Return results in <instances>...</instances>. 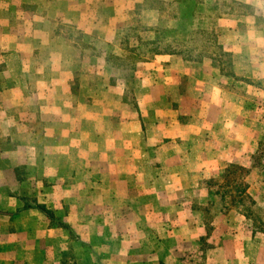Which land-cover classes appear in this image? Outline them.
Here are the masks:
<instances>
[{
    "label": "crops",
    "instance_id": "0c3cea01",
    "mask_svg": "<svg viewBox=\"0 0 264 264\" xmlns=\"http://www.w3.org/2000/svg\"><path fill=\"white\" fill-rule=\"evenodd\" d=\"M98 1L44 4L51 17L59 11L78 26ZM242 1L263 17L258 2L264 0ZM22 4L0 0V42L13 48L5 54L12 66L3 68L13 76L0 81V264H181L184 248L206 259L207 247L216 251L215 264H264V232L239 206L214 213L206 235L203 213L160 204L167 198L164 186L223 176L228 167L249 171L247 193L258 182L253 156L264 140L263 42L245 43L260 47L256 59L250 50L239 62L250 82L158 57L142 64L141 84L128 99L125 83H91L97 65L79 74L72 88L55 36L46 39L49 49L39 45L34 6L23 22L28 28L19 29L22 20L13 27L10 10ZM254 25L250 36L262 37L255 19ZM25 187L36 190L25 193Z\"/></svg>",
    "mask_w": 264,
    "mask_h": 264
},
{
    "label": "rangeland",
    "instance_id": "374dc122",
    "mask_svg": "<svg viewBox=\"0 0 264 264\" xmlns=\"http://www.w3.org/2000/svg\"><path fill=\"white\" fill-rule=\"evenodd\" d=\"M24 1L26 4L13 7L10 10L11 16L15 18L13 27L17 28L18 22L22 20L19 29L23 31L28 28L23 22L31 20L32 9L30 7L34 6L33 12H37L41 23L37 26L41 40L39 45L43 50H46L47 47L49 49L46 39L50 37V34L55 36L56 51L64 53L66 61H68V64L64 66L71 72L72 88H75L80 82L79 74H82L86 68L88 70L97 65L100 68H97V71L92 68L91 83L93 81L102 83L101 80L106 83L110 80L111 82L116 81L121 85L125 83L128 99L134 98V93L141 84L138 72H140L142 64L156 62L158 57L164 59L170 57L168 59L214 67L218 69L219 74L226 77L219 70L220 59H222L224 71L232 72L236 82L240 80L250 82L245 72L240 70L242 65L239 62L247 60L244 53L250 50L256 59L258 50L261 46L264 47V8H258L259 13L263 16L258 25L261 28L262 37L254 38L250 36V34H254L252 30L256 29L254 18L252 16L240 17L235 14L239 11L251 12L249 7L237 5V3L253 5L242 0H99L94 7L96 9H88L86 11L87 19L78 26L63 21V15L59 11H56L55 15L51 17L46 10V4H44L46 0ZM258 4L264 7V1H259ZM236 22L238 23L237 27H235ZM226 27H230L229 30H232V33L226 30ZM10 30L11 26L8 25L3 28V32L6 31L7 35ZM240 32L245 34L242 37L244 41L242 45H240L238 37ZM227 35L231 36L226 41ZM2 37L4 36L2 35ZM214 37L216 43L222 45L224 53L229 47L232 50L237 49L240 53L234 54L227 50V54H230L227 64L226 56H217V59H213L212 57L217 52V48L212 45L211 41ZM255 39L263 42V45L258 47V44L254 43L250 48L245 44ZM8 44L0 42V81H6L10 76H13V73H6V70L3 69L6 65L12 66L8 55H5L8 54L7 51L13 49ZM175 48L176 51H183V54L175 52L172 54L171 52ZM160 51L164 53L159 54ZM39 56L41 57L42 54ZM184 56L193 58L186 59ZM57 58L59 61L63 60L60 58V54ZM161 63L169 64V62L163 61ZM174 108H178L177 104L174 105ZM157 161H159L158 156H154V159H151L152 165H156ZM253 163L254 176L255 179L258 178L256 180L258 182L253 185L249 193H246L250 201L254 203L250 214L252 223L258 228L264 225L262 222L264 221V171H262L264 168V140L261 142L258 153L253 156ZM217 166L222 170L226 168V163ZM233 171L232 168H228L225 177L218 175L209 179L193 180L192 183H188L190 180H183L180 186H164L163 192L167 194V198L166 202L160 204L165 206V210L168 211L181 209L184 213L190 210L203 213L204 232L209 235L214 213L223 212L225 214L226 210H232L235 206H239L241 201L237 194L241 189H244L246 184L241 179L244 173L236 172L235 174ZM25 188L30 190H24L25 193L36 190L35 187ZM175 205L177 208L174 207ZM116 221L113 220V223L115 224ZM152 221L154 219L150 218L149 222L152 223ZM124 223L125 220L120 219L118 225L121 226ZM194 250L195 248L183 249L181 264L216 263V257L213 254L216 251L211 253L207 247L206 254L210 256L205 259L200 258ZM71 256L72 253H68L65 259L69 261Z\"/></svg>",
    "mask_w": 264,
    "mask_h": 264
},
{
    "label": "trees",
    "instance_id": "16d2710c",
    "mask_svg": "<svg viewBox=\"0 0 264 264\" xmlns=\"http://www.w3.org/2000/svg\"><path fill=\"white\" fill-rule=\"evenodd\" d=\"M237 5L238 6H245V7H249L250 9H251V12L250 13H244V12H241V11H239V12H234L233 11V13H235L236 15H238V16H240V17H244V16H252V17H254V19L256 20V24L257 25H259V22H261V20H262V18H260V17H256L255 15H254V8H253V6H251V5H247V4H244V3H237ZM203 33V32H202ZM212 41V45L213 46H215L216 48H217V52L215 53V56H213V55H211V56H213L212 58L213 59H217V56H226V64H227V60H228V58L230 57V54H227V52L226 53H224L223 52V47H222V45H218L217 43H216V40H215V37L211 40ZM174 52L175 53H178V54H183V51H176V48L173 50V52H171L172 54H174ZM159 54H162V53H164V52H158ZM199 57V56H198ZM184 58H186V59H191V58H193V57H187V56H184ZM200 58V57H199ZM200 60V59H199ZM224 61L222 60V59H220V64H219V67H220V72L222 73V74H224V75H226V76H232L233 75V73L232 72H230V71H224L225 70V67L223 66V63ZM223 63V64H222ZM228 168H232L234 171L233 172H235V174H236V172H238V173H244V176L243 177H241V179H242V181H244V179L246 178V176H247V174H249V171L248 170H246V169H242V168H238V167H228ZM224 177L226 176V174L225 175H223ZM238 179H240V178H238ZM246 189H247V184H245L244 185V189H241L240 190V192L237 194V196L240 198V203H239V207H240V210H241V212L246 216V217H248V218H250L251 219V214H250V211H251V208H252V206L254 205V203H253V201H250V198H249V196L247 195V193H246ZM41 211H42V213H44V215L46 216V217H48V218H50V219H53L54 218V216H53V213L50 211V210H48L45 206H42V205H40L39 207H38ZM258 229L259 230H261L262 232H264V225H262L261 227H258Z\"/></svg>",
    "mask_w": 264,
    "mask_h": 264
}]
</instances>
